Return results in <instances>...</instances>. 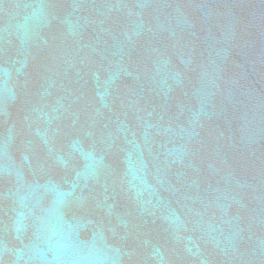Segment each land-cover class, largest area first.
Segmentation results:
<instances>
[{"label": "water", "instance_id": "water-1", "mask_svg": "<svg viewBox=\"0 0 264 264\" xmlns=\"http://www.w3.org/2000/svg\"><path fill=\"white\" fill-rule=\"evenodd\" d=\"M0 264H264V0H0Z\"/></svg>", "mask_w": 264, "mask_h": 264}]
</instances>
